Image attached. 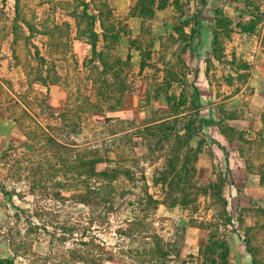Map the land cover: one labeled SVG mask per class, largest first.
Wrapping results in <instances>:
<instances>
[{
    "label": "rangeland",
    "instance_id": "rangeland-1",
    "mask_svg": "<svg viewBox=\"0 0 264 264\" xmlns=\"http://www.w3.org/2000/svg\"><path fill=\"white\" fill-rule=\"evenodd\" d=\"M105 1L113 14L106 26L114 25L120 36L117 41L99 36L97 49L126 60L123 79L133 76L139 83L147 75L157 77L164 72L163 55L185 76L157 99L130 92L120 105L102 104L97 115L68 134L77 148L47 143L42 131L65 139L58 117L62 100L79 107L80 93L90 85L91 45L80 33L86 22L77 28L73 14L86 9L96 15L94 1L0 0V118L13 116L19 134L29 138H14L17 142L0 156V259L5 264H264V131L252 135L241 126L236 106L259 99L257 79L250 77L255 58L247 55L254 52L240 43L261 34L264 0ZM144 8H153L155 15L143 25L131 12ZM176 25L193 39L192 52L180 51L188 44L180 35L175 42L150 40L168 37ZM93 26L100 34L99 22ZM106 81L113 91L121 90V82L110 76ZM174 112H181L175 127L183 132L192 123L197 136L181 181L184 205L172 204L174 197L165 195L159 179L163 149L171 141L103 139L104 117L131 119L119 129H133L144 119ZM232 119L237 128L230 126ZM213 120L223 122L237 146L220 144ZM84 147L108 149L98 166L120 169L114 192L107 182L79 174L80 160L73 156ZM87 187L97 192L88 205L72 197ZM146 192L159 203L151 204ZM110 195L113 206L107 207ZM139 199L146 200L144 206ZM157 241L166 256L155 250Z\"/></svg>",
    "mask_w": 264,
    "mask_h": 264
},
{
    "label": "trees",
    "instance_id": "trees-1",
    "mask_svg": "<svg viewBox=\"0 0 264 264\" xmlns=\"http://www.w3.org/2000/svg\"><path fill=\"white\" fill-rule=\"evenodd\" d=\"M94 1V2H93ZM163 1V0H158ZM93 2L94 10L96 11V15H93L91 13H88L86 9H84L80 15L73 14V19L75 20V25L79 26L80 21H85V29H80L81 35H85L87 42L91 45V52L90 57L87 58L86 63L89 64V74L87 76V80L90 81L89 88L87 89L86 93H80L82 94V105L79 107H71L68 106V103H66V99L63 101V104L61 107H63V110L59 114V117L61 119L62 130L64 131L65 139H58L57 135H54L53 133H49L48 135L45 133L43 134V131L40 133L41 135H44L46 137V141L50 144H59L60 146H68L71 148H77L75 147V143H73L71 140L68 141V134L70 131H74L75 128L80 124L81 121L84 119H88V117L92 115H97V113L101 110L102 104H107L109 102H112V104H121L122 98L125 95L126 92H139L142 93L145 98L148 100L149 97L157 99L159 96L165 93V88L171 83L175 82L178 78L177 72L172 66V63L169 61H163L164 55L161 59L163 71H164V77L161 79H158V77H149L147 75V80H141V82L138 83V81H135V78L133 76L130 77L129 81L126 79H123V76H121L123 72V68L125 67L126 60L118 59L117 57H109L107 56L105 51H98L97 49V42L99 36L103 37L107 40L117 41L119 39V32L118 30H115V26L111 25L109 28L106 26L105 22H108L109 19H111L112 10L109 7L107 1L105 0H91ZM148 4L153 5L156 1L155 0H147ZM85 6H87L86 3H84ZM136 12V11H135ZM131 12L132 14H136L138 16H141L142 24L150 18H152L155 15V11L153 8L150 9H142L140 11ZM95 21L99 22V26L101 28V33H97L94 30V23ZM85 33V34H84ZM147 33H150L147 31ZM87 34V35H86ZM177 35L185 37L188 39V44L184 47L180 48V51L185 52L189 50L190 52L193 51V39H191L187 33H185L182 26L176 25L173 27V32L168 35V37L165 35H152L151 39L148 37V39L153 40L155 37L162 41L163 43L165 40L173 41L175 42L178 38ZM171 39V40H170ZM104 50L109 49V44L103 48ZM174 55L177 60L181 62V57L179 56V53H175ZM148 57V53H147ZM149 60V58L147 59ZM90 61V62H89ZM149 62H151L149 60ZM106 76H110L112 81L114 82H121V90L113 91L111 85L113 84L109 81L105 82ZM105 82V83H104ZM167 85V86H166ZM194 89L195 87L192 86ZM72 96V94H71ZM169 96V95H168ZM77 96L74 95V98ZM65 102V103H64ZM64 104H67L64 106ZM181 112H174L170 115L156 117L154 119L146 120L139 125L132 127H126L124 129H119V126L121 124L127 125L132 124L131 119H123L120 117H104L103 123L104 128L106 130V133L104 134V140L108 139L112 141V144H115V142L120 141L125 137L130 139V142L133 141V139L137 138L144 143H147L150 139L154 138L157 139L158 142L162 141H171V144L169 145V149H163L167 153H165L162 157L164 158L165 166L162 168V170L159 172V179L161 182L165 184V195L174 197L172 204H181L184 205L186 202L184 200H181L180 194H184L185 187L181 186V181L186 177L187 171L185 170V164L186 161H188V157L191 156L189 153L193 147L189 143L192 139L193 135H196L193 129V124L191 123L190 126L186 127L183 132H180L179 129L175 127V124L179 120ZM172 120V121H170ZM175 122V123H174ZM169 123H173L174 126H169ZM172 125V124H171ZM193 130V131H192ZM71 134V133H70ZM182 139V140H181ZM181 140V141H180ZM107 141H104L106 143ZM157 142V143H158ZM102 145V142L99 143V146ZM185 149H182L183 146ZM75 150V149H71ZM81 153L74 154L73 157L80 160V166L81 169H79V174L83 175H90L93 178L95 177L99 181L107 182L112 189L111 191L114 192V185L117 181V176L119 175V170L117 168L112 167H106L101 166L99 167L100 158L103 156H108V149L102 150V147L99 148H89L84 147L82 149H79ZM183 150H186L185 152ZM183 151V152H182ZM56 152V151H55ZM55 152L52 153L55 155ZM107 154V155H104ZM102 155V156H101ZM190 155V156H188ZM76 159V161H77ZM76 168H78L76 165H74ZM179 166V167H178ZM129 176L133 177V172L129 170H125ZM133 173V174H132ZM131 177V178H132ZM114 184V185H113ZM170 184V185H169ZM95 188L87 187L84 188V190H79L80 192L78 194H73L72 197H75L79 199L82 203H85L88 205V200L91 198L90 196L97 193L94 191ZM97 189H100V187H97ZM76 191V190H75ZM145 197H147V200L150 201L151 204H158L157 199H153V197L148 194L147 192L144 193ZM113 195H110L105 199V204H107V207L113 206ZM146 200L139 199L137 201L138 205L144 206L143 202ZM159 239V238H158ZM155 250H160V253H163V255L166 256L167 252L162 251L161 247L163 244H159V241L156 243ZM211 248V247H210ZM207 251L205 253L206 258H210L212 252ZM211 253V254H210ZM208 258V259H209ZM0 264H5L4 259H0ZM208 264V261L207 263Z\"/></svg>",
    "mask_w": 264,
    "mask_h": 264
},
{
    "label": "crops",
    "instance_id": "crops-1",
    "mask_svg": "<svg viewBox=\"0 0 264 264\" xmlns=\"http://www.w3.org/2000/svg\"><path fill=\"white\" fill-rule=\"evenodd\" d=\"M263 31H264V26L262 28L261 34H259L258 37H256V38L249 37L250 39L248 40V43H246V42L243 43V41H241V43H240V46L242 48H246L247 51L253 50V52H254L253 54L248 51L247 55L254 57L255 62H256L255 69H251L252 74L250 77L257 79L256 86H259V87L256 88L255 92L258 95L259 99L255 102L252 101L249 104L248 103L245 104L241 100L236 103V106L239 107L237 109L239 110V112L242 113V117L239 119L238 122H239V124L242 123L241 126H243L244 128H245V126H247V129L251 132L252 135H255L256 131L261 132V133L264 131V38H263L264 32ZM149 60H147V62H149ZM218 62H219V60H218ZM182 63L185 66L186 63L184 61V57H182ZM181 74H179L178 70H177L178 79H179V76H185V72L184 73L182 72ZM149 77H155V76L150 75ZM157 77H158V79L162 80V78L164 77V72L161 71L160 75H157ZM182 78L184 80L185 77H182ZM173 83H177V81L171 82L168 86L166 85L168 94H170V90L173 86ZM223 87L228 88V86L226 84H224ZM190 88L195 90L192 86H190ZM127 93H130V92H126L125 95ZM135 93H138L139 95H143L142 93H139V92H135ZM196 95L199 97L198 91H197V94H196V92L194 93V96H195L194 98L198 99V97H196ZM230 98H232V97H229L228 99H230ZM123 99H124V96H123L122 100ZM228 99L225 98V100H228ZM225 100H223V101H225ZM62 104H63V100L60 103V107L62 106ZM213 104H214V106L217 105L216 102ZM64 106H65V104H64ZM218 107H222V109L224 108V110L226 109V106L223 107V105H219ZM7 109H9V110L12 109V106L7 107ZM62 110H63V107H61V110L58 113V117H59V114L61 113ZM224 114H226V113L223 112V115ZM59 119H60V117H59ZM223 121H225V120H223ZM230 122H231L230 126H232V127L237 128L239 126V125L238 126L236 125L235 119L230 120ZM211 124H212V126L214 124H216L217 130L219 131L220 135L223 138V139L218 140L220 142V144L225 145V143L227 142L229 144L234 143L237 146V143H236L238 141L237 139L227 137L226 131L223 130L224 129L223 122L218 123L217 121L213 120V122H211ZM209 127H211V126L209 125ZM18 137L20 139L22 137H24L26 140H29L28 136L26 135V132L21 131V133L19 134L18 128H17V120L13 116L8 115L7 117H5L2 120L0 118V156L4 153L6 145L15 144L17 141H15L14 138H18ZM196 137H197L196 135H193L192 139L190 140V143L192 142V144H191L192 147H196V145H197ZM239 143H241V141L238 142V144ZM243 144L246 145V143H243ZM236 152H238V151H235V153ZM200 154H201V152H199V155ZM241 154L242 153H240V155ZM233 155H234V153H233ZM199 157L200 156H198V158ZM196 165H198V160H197Z\"/></svg>",
    "mask_w": 264,
    "mask_h": 264
}]
</instances>
